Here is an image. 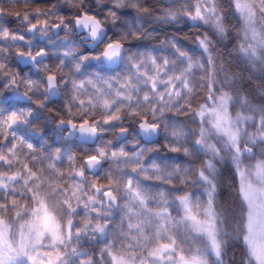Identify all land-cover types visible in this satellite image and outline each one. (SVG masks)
Returning a JSON list of instances; mask_svg holds the SVG:
<instances>
[{"label":"snow or ice","instance_id":"snow-or-ice-1","mask_svg":"<svg viewBox=\"0 0 264 264\" xmlns=\"http://www.w3.org/2000/svg\"><path fill=\"white\" fill-rule=\"evenodd\" d=\"M32 3L24 0L23 12L0 7V74L10 78L4 87L26 86L22 96L48 113L0 108V162L7 165V171L0 170V264H229V238L241 249L239 264H264V93L253 103L247 94L232 91L237 77L229 74L223 57L217 64L216 44L229 35L222 0H165L158 9L145 0H56L30 9ZM61 4L72 10L67 19L58 14ZM129 8L135 12L130 19L124 15ZM228 9L241 25L239 54L253 68L260 65L258 78L264 81V0H229ZM11 16L28 32L65 33L54 69L45 63V48L33 54L31 41L5 26ZM148 19L162 26L183 21L197 29L184 37L196 49H186L173 34L140 50L141 41L157 35L156 28H144ZM70 35L81 36L90 50L74 45ZM17 42L29 48H18L15 55L42 68L46 82L8 69L5 61ZM88 68L95 70L88 73ZM197 71L207 73L200 78L207 79V94L194 107ZM69 86L64 111L53 115L48 104L61 93L67 96ZM180 116L198 120V129H189ZM43 118L58 119L57 128H70L68 135L79 133L81 141H100L95 154L86 155L78 169L76 156L61 148L45 151L42 144L40 155L33 154L34 145L18 129ZM126 119L138 125L132 141L123 127ZM117 128V141H124L118 148L102 139ZM161 147L184 159L157 155L149 163L146 153L158 154ZM65 156L67 171L57 166ZM104 160L112 162L107 184H89L86 171L95 175ZM189 185L193 190L185 191ZM225 187L238 191L241 205L232 232L226 211L217 210ZM81 207L84 219L78 226L74 218ZM113 208L122 215L110 234ZM85 238L103 241L98 253L82 250Z\"/></svg>","mask_w":264,"mask_h":264},{"label":"trees","instance_id":"trees-1","mask_svg":"<svg viewBox=\"0 0 264 264\" xmlns=\"http://www.w3.org/2000/svg\"><path fill=\"white\" fill-rule=\"evenodd\" d=\"M56 0H34V3H32L29 8H35V7H47L48 5L55 3ZM146 6L156 8L158 9L161 4L165 3V0H145ZM228 3L229 0H222V6L225 8V10L228 13V23L227 27L229 29V35L223 40L222 43L216 44V47L214 49V54H216V59H217V64H220L221 57H223V60L225 61V68L231 75H235L237 77L236 82L234 83L232 87V91H237L239 90L242 94H247L250 99L252 100L253 103H260L262 99V93H264V81L260 80L259 77V67L260 65H256L255 68H253L252 65H250L240 54L238 51V46L240 42V35H239V30H240V24L236 18H234L232 11L228 9ZM7 4H12L11 8L8 6V9L10 12H15V11H21L23 12L25 8L24 0H20L19 3H10L9 0H0V7H3L6 10V5ZM48 4V5H47ZM63 5V4H61ZM65 8L71 10L68 6ZM72 11V10H71ZM126 18H131L132 16L135 15V12L133 9L129 8L126 10L124 13ZM7 21V19H6ZM119 24V21L117 22ZM144 28L147 31H151L152 28L157 29V35L155 38H150L146 39L140 42L141 48L140 50L146 51L147 48L158 46L159 42L164 39L165 35L171 36L173 34L177 35L182 39V44L183 46L188 49V50H195L196 49V44L191 40V39H186L184 38L187 35L194 36L195 33L198 31L197 29H190L183 21H181L179 24L175 25H170V26H162V25H157L155 21L148 19L147 22L144 25ZM135 46V45H134ZM22 51H26V48L23 47V44L21 43H16L15 46H13L10 49V54L8 55L6 59V63L8 65V69H10L12 72L19 73L21 77H23L25 74L33 80L35 79H40L43 78L46 73L42 70V68H39L37 73L32 72L28 69H21L18 67V65L14 61V54L17 51V49ZM81 50H87L85 47L81 45ZM199 56V53H197V58ZM206 60V58H205ZM59 63L58 59L50 58V60L47 62V64L50 66V69H54L56 64ZM30 71V72H29ZM66 71V70H65ZM219 71V69H218ZM67 72V71H66ZM40 73L43 74V76H40ZM196 77V86L198 88V93L193 97V106L196 107L198 106L201 102L206 97L207 94V79L205 78L204 80L201 81V77L204 76L206 77L207 73L206 72H200L197 71L195 74ZM219 78L223 80V75L220 74ZM8 79L10 78H5L3 77L2 74H0V108L5 109L6 112H11L13 110H18L21 108H27V107H32L33 109H36L37 111L42 113V116L47 117V109H37L35 104H32L30 102L29 105H23V104H18L14 101H12L9 98V94L11 91L12 87L5 88L4 85L8 82ZM203 83L204 87L200 88V84ZM20 90L23 92L26 89V86H21L19 87ZM219 85L217 86V94H219ZM229 90V89H225ZM32 95V93H30ZM36 97L34 96V99ZM41 99L43 98L42 96L40 97ZM70 99V86L68 90V95L65 96L64 93H61L60 100L57 102H50L48 104V108H52L53 115L55 112H62L64 111V104L65 100ZM234 106L231 108L233 110ZM172 113H166L165 116H171ZM99 118V115L97 116ZM150 118V116H149ZM178 120L185 122L188 125L189 129H198L199 127V122L197 120L196 123H192L191 118H186L184 116L178 117ZM58 121L57 120H48L46 118H43L39 121H34L32 126H25V125H20L18 131L21 135L25 136L28 142L32 143L34 145V148L36 149V152L33 153L35 155H40V148L41 145H44L45 151H54L56 148H61L64 152L66 153H71L76 156V167L77 169L79 168L80 164L83 163L84 158L86 155L89 154H95V148L100 141L97 142V144L93 146H87V145H81L77 144L74 140L72 141H66L64 139V135L62 131H57L54 129V123ZM136 125L134 124L132 120L126 119L123 127H126L129 129V141H132L133 136L136 134ZM107 127V126H105ZM118 129V128H117ZM108 131L105 132L104 135L102 136V139L104 141L107 140H112L113 141V134L114 131ZM2 138V137H0ZM11 140V137L9 138ZM160 145L162 146V139L159 141ZM9 147L11 146L10 144L8 145ZM23 149L24 153H27L29 150L27 149L26 146H21ZM117 148L119 146H116ZM7 151V149H5ZM157 155L159 156H176L179 155L181 159H184L183 154H176V153H170L167 151V149H164L161 147L160 152L154 153H146V159L150 163L151 158H155ZM22 159H25V162L30 161V157H21ZM201 159H204L202 156ZM228 159V158H226ZM159 162V161H158ZM180 162V161H177ZM199 163V161H197ZM112 162L110 160H104L103 161V169L101 173L97 174L95 177H92L88 175L87 173L86 178L89 184L92 182H96L99 185H106L107 184V178L105 173L111 168ZM57 166L60 167L62 170L67 171L70 168V162L67 160V156L64 157L62 162H57ZM230 166V164H229ZM16 168H19L20 165H15ZM218 168H221L222 170L224 169L225 165L223 164H217ZM0 170L2 171H7V165H3L2 162H0ZM66 179V178H65ZM79 179V178H77ZM224 184L227 185L228 181L227 178L224 179ZM230 190L231 195H224L225 190ZM185 191H192L193 186L189 185L186 188H184ZM200 192L203 191V189H199ZM229 193V191H228ZM206 199V197H203ZM0 199H2V196H0ZM23 203V201H22ZM241 209L240 205V200H239V194L238 191H233L229 187H225L223 189V194L218 197V206L217 210L221 211L224 210L227 213V218H228V225H227V230L229 232H232L231 228V223L233 219V215L238 216L239 212ZM176 213L173 212V215ZM94 215V214H93ZM122 213L120 212L119 209L116 210L115 213H113V217L111 219V227L109 229L110 234L112 233V229L115 228L118 230L119 228V223L121 219ZM75 221L78 226H82V221L84 219L83 215V208L81 207L80 209V215L76 216ZM87 238L83 239V244H82V250H87L90 255H92L94 252L99 251V248L103 246V241L100 243H96L95 241L91 240L89 244H86ZM229 247L227 250V255L225 257L226 261L229 262V264H239L240 260V255H241V249L239 246H236L233 244L232 240L229 238Z\"/></svg>","mask_w":264,"mask_h":264},{"label":"flooded vegetation","instance_id":"flooded-vegetation-1","mask_svg":"<svg viewBox=\"0 0 264 264\" xmlns=\"http://www.w3.org/2000/svg\"><path fill=\"white\" fill-rule=\"evenodd\" d=\"M8 6L11 8L12 4L6 5V11L10 12ZM66 6L67 5H61L58 14L64 15L65 18L67 19L70 17L72 11L65 8ZM6 19L7 22L5 26L9 27L10 30L19 31L20 33L25 35L26 40L31 41V48L33 54H35L36 51H39L40 48H45L46 51L58 57L62 53L63 48L58 47L62 43V40L60 38L65 35V33L62 30L52 29L47 36H43L39 32H28L27 27L22 26L21 22L17 20L14 16L6 17ZM41 19H43V17ZM53 21L55 22V18H53ZM32 22L35 23V20H33ZM109 27H111V25H109ZM69 41L72 43L78 42L81 43L83 46H86V44L82 43L81 36L78 35H70ZM17 43H22L23 47L26 48V51H28L29 46L27 44H25L24 42H17ZM40 76H43V74L40 73ZM43 78L46 79V75H44Z\"/></svg>","mask_w":264,"mask_h":264},{"label":"water","instance_id":"water-1","mask_svg":"<svg viewBox=\"0 0 264 264\" xmlns=\"http://www.w3.org/2000/svg\"><path fill=\"white\" fill-rule=\"evenodd\" d=\"M87 47H88V46H87ZM46 59H47V57L44 58V60H46ZM15 60H16V62H17L21 67L30 66L32 69H36V66H34L30 61H25V60H23V59H21V58H18L17 56H15ZM57 98H58V96L52 98V100H56ZM14 99L17 100V101L23 102V103L28 102V101L22 96V93H20V92H18V91H15V92H14ZM57 123H58V122H57ZM57 123L55 124V128H56V129H60V128H57ZM70 131H71L70 128L67 129V132H66V134H65V138H66L67 140H72V139L75 138L76 142L81 143V144H88V145H91V144L94 143V142H92V141H88V142L81 141L80 139H78V137H79V133H76V134L73 135V136H69L68 133H69ZM137 131H138V128H137ZM117 135H118V131L116 132L115 137H114V143H116V144H118V143H120L121 141H123V140L117 141V139H116V136H117ZM141 140H142V139H141ZM142 141H143V140H142ZM143 142H144V141H143ZM130 147H132V145H131ZM101 165H102V161H101ZM100 169H101V167L97 170L96 174L100 171ZM87 173L90 174V175H93V173H92L91 170H88ZM96 174H95V175H96ZM93 176H94V175H93Z\"/></svg>","mask_w":264,"mask_h":264},{"label":"rangeland","instance_id":"rangeland-1","mask_svg":"<svg viewBox=\"0 0 264 264\" xmlns=\"http://www.w3.org/2000/svg\"><path fill=\"white\" fill-rule=\"evenodd\" d=\"M233 112H232V114L233 115H235V113H236V111H238L239 110V104L237 103L236 105H234V108H233ZM251 130V129H250ZM228 191L230 192V190H225L224 191V195H228L227 193H228ZM229 196V195H228ZM123 203V201L121 202V204ZM82 248V247H81ZM85 250V249H84Z\"/></svg>","mask_w":264,"mask_h":264}]
</instances>
